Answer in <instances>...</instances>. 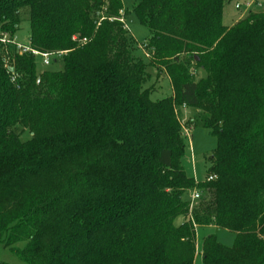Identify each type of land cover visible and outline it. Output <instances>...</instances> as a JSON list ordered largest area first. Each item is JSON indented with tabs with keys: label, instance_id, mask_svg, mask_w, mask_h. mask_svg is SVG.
Here are the masks:
<instances>
[{
	"label": "trees",
	"instance_id": "trees-1",
	"mask_svg": "<svg viewBox=\"0 0 264 264\" xmlns=\"http://www.w3.org/2000/svg\"><path fill=\"white\" fill-rule=\"evenodd\" d=\"M229 1L136 0L144 62L121 0H0V36L25 15L28 46L63 64L0 44V245L21 264H193L198 227L234 233L204 237L203 264H264V12L227 27ZM148 65L172 95L150 99ZM181 106L216 138L200 182Z\"/></svg>",
	"mask_w": 264,
	"mask_h": 264
},
{
	"label": "rangeland",
	"instance_id": "rangeland-1",
	"mask_svg": "<svg viewBox=\"0 0 264 264\" xmlns=\"http://www.w3.org/2000/svg\"><path fill=\"white\" fill-rule=\"evenodd\" d=\"M250 1L252 6L246 9H235L236 3H244ZM123 9L127 11L124 16L123 28L128 31V34L133 39V56L137 59H141L144 62L151 60L149 51L144 49L142 42L149 36L148 29L141 25L132 8L136 0H121ZM264 12V0H230L224 5L222 22L224 26H231L237 20L245 17L249 12ZM17 41L24 45H28L29 42V21L28 17L24 15V19L19 25V29L15 35ZM35 65L37 73L42 71H60L62 70V62L60 59L50 58V63L45 65L40 56H35ZM146 71L148 77L143 85L144 89L149 90V97L151 100H160L172 95V87L166 74L164 76H157V71L151 66H147ZM202 70H196V79L201 77ZM196 108H185L181 106L177 108V114L180 123L183 126L184 132H186V150L182 159V165L187 175L192 177L196 182L203 181L206 177V170L209 166V159L212 155V151L216 147V138L210 134L209 130L200 126L189 127L188 120L194 117L197 113ZM182 222V217H178L175 223L178 225ZM214 234L217 237V241L225 246H232L234 242V233L215 227H198L196 228L195 238V257L193 264H203L201 257V248L203 238L207 235ZM17 247H22L23 243H17ZM0 261L7 264H21L19 258L7 248H3L0 245Z\"/></svg>",
	"mask_w": 264,
	"mask_h": 264
},
{
	"label": "built area",
	"instance_id": "built-area-1",
	"mask_svg": "<svg viewBox=\"0 0 264 264\" xmlns=\"http://www.w3.org/2000/svg\"><path fill=\"white\" fill-rule=\"evenodd\" d=\"M251 6H252V3L250 1H245L244 3H236L234 7L237 10H241V9L247 10ZM120 21L124 22V18L120 19ZM0 44L3 47H5L6 45H15L18 48V50H20L21 52H31L35 56H40L45 65H48L50 63V58L53 57V55L59 56L62 54V52L48 54V53H42V52L36 51L30 48L28 45H24L21 42L17 41L16 38L10 39L9 36L6 34H3L2 36H0ZM11 80L14 81V76L12 77ZM214 178H215V175H212L209 177V180H212ZM189 197H190V200L194 201L198 199V194L193 192L190 194Z\"/></svg>",
	"mask_w": 264,
	"mask_h": 264
}]
</instances>
